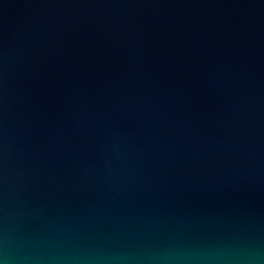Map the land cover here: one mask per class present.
Returning a JSON list of instances; mask_svg holds the SVG:
<instances>
[{"label": "water", "instance_id": "1", "mask_svg": "<svg viewBox=\"0 0 264 264\" xmlns=\"http://www.w3.org/2000/svg\"><path fill=\"white\" fill-rule=\"evenodd\" d=\"M0 238L264 264V0H0Z\"/></svg>", "mask_w": 264, "mask_h": 264}, {"label": "clouds", "instance_id": "2", "mask_svg": "<svg viewBox=\"0 0 264 264\" xmlns=\"http://www.w3.org/2000/svg\"><path fill=\"white\" fill-rule=\"evenodd\" d=\"M0 264H121L117 260H27L13 256L8 249L6 238H0ZM143 264H262L258 258L232 256L222 253H198L169 255L151 258Z\"/></svg>", "mask_w": 264, "mask_h": 264}]
</instances>
